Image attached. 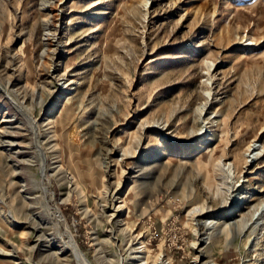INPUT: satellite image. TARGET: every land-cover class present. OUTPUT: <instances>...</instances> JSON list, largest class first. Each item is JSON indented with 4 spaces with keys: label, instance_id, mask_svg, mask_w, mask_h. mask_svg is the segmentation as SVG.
Returning <instances> with one entry per match:
<instances>
[{
    "label": "rangeland",
    "instance_id": "374dc122",
    "mask_svg": "<svg viewBox=\"0 0 264 264\" xmlns=\"http://www.w3.org/2000/svg\"><path fill=\"white\" fill-rule=\"evenodd\" d=\"M263 126L264 0H0V264H78L45 179L93 264H264Z\"/></svg>",
    "mask_w": 264,
    "mask_h": 264
},
{
    "label": "bare ground",
    "instance_id": "6f19581e",
    "mask_svg": "<svg viewBox=\"0 0 264 264\" xmlns=\"http://www.w3.org/2000/svg\"><path fill=\"white\" fill-rule=\"evenodd\" d=\"M254 43H255L254 40H252V39L249 40V45L252 46V45H254ZM208 69H210V68L208 67ZM262 132H264V126L262 128ZM256 141H257V138H254L250 141V143L247 147L249 153H253L254 150L257 148L256 147ZM207 162H209V160ZM237 166H238L237 161H235L234 159L231 161H227L225 154H223L222 156H220L215 161V163H213L212 170H218L220 172V175H221L224 183L229 184L232 182L233 178H235L237 176V170H236ZM45 187L47 190L49 204H50V207L52 209L53 215H54L55 219L57 220V222L60 224L61 229L63 231V235H64V239H65L64 240L65 241V249L67 251H70V257L75 259L78 264H93L89 260L87 255L81 250V248L79 247V245L77 244L75 239L73 238L64 216L60 212V209L58 208V206L55 205V203H54V200H55L54 199V189H53V187H52V185L48 179H45ZM240 187H241L240 183H236L233 185V189H235V190L239 189ZM120 206H122V205H120ZM260 206L262 207L263 203H261ZM207 222L208 221H205L203 219L197 220V224L204 225L205 227L208 226ZM141 251L144 254V258H142L138 264H163L162 261L160 263L156 259L155 260H149L147 246L145 244H143ZM58 252H60V251H58ZM214 264H220V263L218 262V260H216V262Z\"/></svg>",
    "mask_w": 264,
    "mask_h": 264
}]
</instances>
